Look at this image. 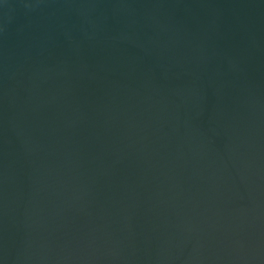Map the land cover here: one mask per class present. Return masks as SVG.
Here are the masks:
<instances>
[{
	"label": "water",
	"instance_id": "obj_1",
	"mask_svg": "<svg viewBox=\"0 0 264 264\" xmlns=\"http://www.w3.org/2000/svg\"><path fill=\"white\" fill-rule=\"evenodd\" d=\"M0 264H264V0H0Z\"/></svg>",
	"mask_w": 264,
	"mask_h": 264
}]
</instances>
